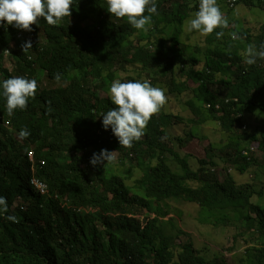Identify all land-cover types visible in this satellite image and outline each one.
Returning a JSON list of instances; mask_svg holds the SVG:
<instances>
[{
	"label": "trees",
	"instance_id": "1",
	"mask_svg": "<svg viewBox=\"0 0 264 264\" xmlns=\"http://www.w3.org/2000/svg\"><path fill=\"white\" fill-rule=\"evenodd\" d=\"M155 3V14L145 12L151 15L147 39L139 36L135 43V29L126 17L109 14L106 0H74L71 16L57 26L39 18L32 31L20 35L15 27L0 23V196L6 198L8 209L0 212V264H228L222 257L206 259L189 240L176 243L163 225L168 201L192 202L204 211L245 209L240 215L244 229L234 240L243 236L246 243L261 241L251 254L246 251L247 264H264V201L251 199L263 196L264 186L254 189L248 180L255 172L247 173L255 165L250 147L264 151V59L247 65L243 56L247 46L242 37L233 39L228 27L205 36L208 46L202 57L184 49L178 52L174 44L186 45L180 40L182 27L190 12L198 11L199 0ZM240 3L264 10V2ZM236 30L248 41L249 34L239 26ZM220 31L224 35L217 38ZM27 41L32 48L23 52ZM261 43L263 33L254 40L257 49ZM5 56L13 64L11 71ZM118 70L136 74L118 77ZM143 72L148 77L158 73L157 79L169 75L165 82L171 93L189 89L193 97L185 99L186 105L196 120L206 111L223 130L235 131L230 141L234 149L225 160L238 174L247 173L246 181L237 183L231 173L221 179L208 169L207 163L213 164L209 150V161L198 158L193 169L170 143L167 119L160 111L131 148L121 147L111 128L107 135L97 134L100 112L115 107L109 97L111 83L141 78ZM17 76L35 79L37 90L26 109H16L10 116L2 82ZM91 87L105 91L106 97ZM49 101L53 111L46 114ZM249 110L261 116L256 131L245 129ZM22 129L30 132L25 139L14 135ZM175 138L180 140V135ZM101 149L116 151L115 157L131 167L135 159H144L136 163L142 174L128 183L125 177H131V169L123 177L111 165L93 167L90 159ZM26 150L32 154V168ZM242 150L250 154L243 155ZM168 157L179 172L170 167ZM33 174L58 197L35 192L29 184ZM221 220L235 230L233 219Z\"/></svg>",
	"mask_w": 264,
	"mask_h": 264
},
{
	"label": "rangeland",
	"instance_id": "2",
	"mask_svg": "<svg viewBox=\"0 0 264 264\" xmlns=\"http://www.w3.org/2000/svg\"><path fill=\"white\" fill-rule=\"evenodd\" d=\"M217 4L222 14L226 17L228 28L231 32L236 33L238 37H242L241 43H244L246 46L254 44V40L261 33H263L264 43V27H262L264 24V10L257 6L247 7L242 3L233 7H228L224 4L223 0H217ZM195 12V10L190 12L191 16L185 20L182 27V33L180 34L181 42L186 45L178 43L174 44V46L178 52L180 49H184L186 53L193 52L199 57H202V54L208 46L204 40L205 36L200 32L192 34L191 31H188V21L194 18ZM238 26L249 34L248 41L244 34L237 33L236 29ZM168 33H170V29L167 30V34ZM148 34V31L135 29L133 36L134 43L139 36L145 41ZM37 38L44 41L40 36H37ZM9 45L17 48L15 41H10ZM220 45L222 46L223 42H220ZM213 46L214 44L209 47ZM196 47H198V50H196ZM148 48H150V45ZM4 64L8 71L12 70L13 64L7 57L4 59ZM116 73L118 77H125L127 74H136L130 73L128 70H118ZM175 75L178 78L180 77L178 64L175 66ZM157 76L158 73H155L152 77H148L146 72H143L141 78L129 77L127 81L139 80L143 82L144 80H147L153 87H159L165 90L167 102L160 109V113L167 119L165 124L166 132L169 135V140L172 146L180 153V155H185L191 167L193 169L197 168L198 158H204L206 161H209L210 157H206V152L209 150L211 162L213 164L207 163L206 167L210 170L211 168L214 169L215 171L213 172H215L221 179L224 178L227 173H231L236 178L246 181L244 179H246L245 177L247 176V173L251 175L255 172L254 179L248 181H252L251 183L254 189H260L264 186V151L251 146L250 151L253 152L252 156L254 157L255 167L248 170L246 174H238L233 166L225 160L226 153L231 152L232 149H234V146L231 145L230 141H232V136H236L235 131L231 133L223 130L221 125L218 124L217 121L212 120L206 111L199 114L198 120H196V116L190 111L185 100L193 97V93H191L189 89L180 94L171 93L167 90L165 82L169 75L166 77L159 76L158 79ZM41 85H45V82H42ZM91 90H93L95 94L99 93L101 97H106L107 95L105 91L101 92L93 87H91ZM245 118L247 120V126L245 129L248 131H256V126L262 123L261 116L255 110H249L246 112ZM4 125L7 126L6 123H4ZM17 134L18 133L16 132L14 133L16 137H18ZM176 135H180V140L175 138ZM242 145L243 143L240 142L237 147L241 148ZM26 151L28 153V150ZM241 153L243 155L250 154V152H244V150H242ZM65 160L68 161L69 158L67 157ZM143 160L144 159H138L136 161L135 159V163H132L133 165L131 167L127 160L124 163H121L119 158H116L114 163L106 165H111V168L115 169V171L123 177H125L131 169V177H125L126 182L131 183L133 179L142 174V168H139L136 163L142 164ZM167 162L173 170L179 172V166L172 161L171 157H168ZM230 167L231 170H229ZM251 199L255 202H263L264 194L261 197L254 195ZM165 210L168 212L163 218L166 220L164 221L165 224H163L165 231L174 235L176 243H179L182 239L189 240L188 242L192 244L196 252L208 260H212L215 257H222L228 264H247L248 254L246 251L251 254L253 250L261 247V244L259 243L261 241L254 244L246 243L243 236H238L234 240L233 236L242 232L244 229V222L243 220H240V215L245 213V209L236 210L225 208L221 210L204 211L200 209L197 204L192 202L168 201ZM221 219H228L230 221L233 219L235 230L233 231L231 229L233 227L228 226L227 222L223 223ZM184 233H187L188 235H185ZM231 244L233 245L232 247L235 252L232 255H228V250L231 249Z\"/></svg>",
	"mask_w": 264,
	"mask_h": 264
},
{
	"label": "clouds",
	"instance_id": "3",
	"mask_svg": "<svg viewBox=\"0 0 264 264\" xmlns=\"http://www.w3.org/2000/svg\"><path fill=\"white\" fill-rule=\"evenodd\" d=\"M73 2L74 0H0V23L15 27V33L18 35L23 30L32 31V25L37 24L39 18H43L48 25L57 26L64 17L71 16ZM106 3L109 14L116 18L126 17L128 23L137 30H148L151 15H145V12H157L155 0H106ZM227 27L228 21L222 14L217 0H199L198 11L194 13V18L188 21V31L196 30L204 36L212 34L218 28ZM223 35V31L216 32L217 38ZM232 37L239 38L236 33H232ZM21 47L23 52H27L32 48L31 41L25 42ZM243 56L247 65L255 64L257 59H264V43L260 44L259 49L255 44H249ZM59 78V74H56L55 79ZM2 89L6 109L11 116L16 109H26L29 98H35L37 82L35 79L17 76L4 80ZM109 97L115 107L108 112L107 108L100 112V123L96 132L101 136L107 135L111 128L119 145L125 148H131L134 141L142 138L151 117L167 102L165 90L153 87L147 80H115L110 85ZM50 104L49 101L46 114L53 111ZM6 121L8 122V119ZM29 135L30 132L26 129L18 133L20 139ZM115 152L101 149L99 154L93 153L90 164L93 167L112 164L116 160ZM7 210V200L0 196V212ZM7 219L18 222L15 216H7Z\"/></svg>",
	"mask_w": 264,
	"mask_h": 264
},
{
	"label": "built area",
	"instance_id": "4",
	"mask_svg": "<svg viewBox=\"0 0 264 264\" xmlns=\"http://www.w3.org/2000/svg\"><path fill=\"white\" fill-rule=\"evenodd\" d=\"M223 1L229 7H232V6L236 5L237 3L245 2V1L264 2V0H223ZM28 155H29V160L31 162L30 168H32V155H31V152H29ZM29 184L32 186V188L35 190V192L39 193L42 196H49V197H54V198L58 197L57 193H51L47 182H45L44 180L36 177L34 174L29 178ZM65 204H66L65 201H63L61 203L62 206H64ZM80 209L81 208H77V210H80Z\"/></svg>",
	"mask_w": 264,
	"mask_h": 264
},
{
	"label": "crops",
	"instance_id": "5",
	"mask_svg": "<svg viewBox=\"0 0 264 264\" xmlns=\"http://www.w3.org/2000/svg\"><path fill=\"white\" fill-rule=\"evenodd\" d=\"M254 167H255V165H254ZM253 168V167H252ZM251 174V173H250ZM249 175V174H248ZM252 175V174H251ZM253 176V175H252ZM234 178H235V180L237 181V183H240V182H242V180L240 179V178H236L235 176H234ZM260 203H262V202H260ZM233 245L231 244L230 245V247H231V249L230 250H228V255H232L234 252H235V250L233 249V247H232Z\"/></svg>",
	"mask_w": 264,
	"mask_h": 264
}]
</instances>
